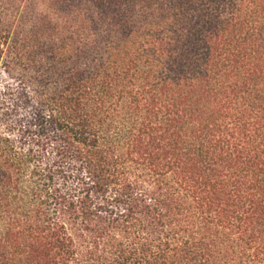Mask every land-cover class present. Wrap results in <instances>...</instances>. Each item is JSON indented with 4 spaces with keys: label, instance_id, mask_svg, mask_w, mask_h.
Segmentation results:
<instances>
[{
    "label": "trees",
    "instance_id": "obj_1",
    "mask_svg": "<svg viewBox=\"0 0 264 264\" xmlns=\"http://www.w3.org/2000/svg\"><path fill=\"white\" fill-rule=\"evenodd\" d=\"M0 264H264V0H0Z\"/></svg>",
    "mask_w": 264,
    "mask_h": 264
}]
</instances>
